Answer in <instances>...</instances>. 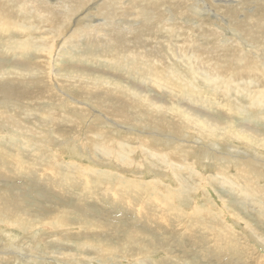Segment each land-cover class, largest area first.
<instances>
[{
	"label": "rangeland",
	"instance_id": "rangeland-1",
	"mask_svg": "<svg viewBox=\"0 0 264 264\" xmlns=\"http://www.w3.org/2000/svg\"><path fill=\"white\" fill-rule=\"evenodd\" d=\"M102 1L84 2L87 8L69 18L52 44V20L43 24L17 12L14 21L20 17L27 19L25 25L40 27L29 36L45 40L48 51L17 49L16 42L33 30L14 29L13 20L15 33L0 35V82L18 80L13 91L0 96V264H264V98L259 96L264 48L253 40L255 34L236 28L264 13V0L243 6L218 0L226 9L243 8L225 21L189 16L193 1L183 7L180 21L194 26L148 25L137 52L151 58L157 75L179 72L168 73V87H158L156 76L140 74L129 62L110 61L100 34L82 36L62 50L75 29L92 27L96 19L106 25L113 18L111 24L119 28L129 22L114 15L91 21L89 14ZM203 20L218 26V40L196 26ZM263 24L256 25V34ZM237 37L245 58L259 61L260 69L229 68L241 53L222 50L219 41L230 45ZM49 70L51 78L44 75ZM14 74L26 76L14 79ZM81 74L85 83L99 75L151 97V122L163 103L166 112L156 116L167 128L152 125L174 140L149 133L150 141L145 132L151 126L119 122L93 99L78 96L80 88L68 82ZM136 111L133 105L131 113ZM50 112L63 118L55 131ZM90 128L113 133V144L86 142ZM227 166L229 183L206 179Z\"/></svg>",
	"mask_w": 264,
	"mask_h": 264
},
{
	"label": "bare ground",
	"instance_id": "bare-ground-1",
	"mask_svg": "<svg viewBox=\"0 0 264 264\" xmlns=\"http://www.w3.org/2000/svg\"><path fill=\"white\" fill-rule=\"evenodd\" d=\"M42 1L39 2V0H0V35L2 34L4 36L10 37L15 33V31H14V33H12L11 29H10V26H12L11 24L13 23L12 20L15 17L18 18V16L20 15V17L22 16L24 18L29 17L28 18V20H29V19H33V17L36 16L40 21H42L43 24H44V22L48 23V22H50V20H52V26H53L52 31L53 32L50 33L53 35V36L50 35L53 37L52 42H51V44H52V43H54L55 39L59 36L60 32L63 31V29H62L63 26H65L69 21L71 22V20L69 18H73V15L75 14V12L77 10L79 11V10H81L82 7H84V6L86 7V5H84V2L86 3V1H88V0H56V1L54 0V2L53 1L49 2V0H44L45 3ZM90 1L92 2L93 0H90ZM193 1L195 2L194 5L203 6L205 12L196 6L195 7H189L188 12H187V14H190L189 16H192V15L195 16L196 15V17H198V15L199 16L206 15V16H208V18L214 19V21H215V19L225 21V18H227V16L231 17L232 15H238L240 13V8H242L241 6H236V8L233 7L231 9H228V8L226 9L227 6H220L219 4H217L218 0H132V1H129V0H103L101 5L97 9L93 10L91 12V14H89V17L91 19L97 18L96 16H98V19H100V17H103L105 19L106 18L111 19L114 15V16H119L120 19L125 20V21H129V22H126V24L122 23L120 28H119V26L114 27V25L111 24L112 22H114L113 18L111 20L112 22L108 23L106 25H104L106 22H103V23L100 22L101 20L103 21V19H100V20L96 19V22H93L91 24L92 27L87 26L84 28H78L77 30L75 29L72 32L71 36L65 40L64 47H62V50L65 49L66 47H68L69 45H71L73 43V41L77 40L78 38H81L82 36H84V38H88L92 35L100 34V37L102 39V42H103L105 49H107V51L109 50L111 52V54H108L109 55L108 58L110 61H112V62H114V61L129 62L137 68V70L140 74H143L144 76H147V75L148 76H156V78L159 79L158 87H160L161 84L163 86L168 87L170 85V83L172 82L168 78V73L179 74V72L176 70H173V69H166L165 75H163V76L157 75L156 69L152 66L151 58L146 53L137 52V48L139 46V36H140L141 32L144 31L148 25L166 26L168 29H173L176 26H180V27H183L186 25L194 26L195 24H193L192 22H191V24H188L186 21H183V20L180 21V19L182 17H184V15H185V11H184L183 7L187 6V4L189 2H193ZM221 1H223V0H221ZM237 1H240L241 2L240 5L243 6L249 0H237ZM245 1H246V3H245ZM255 1H257V0H255ZM97 2H98V0H97ZM207 2H209L210 5L207 4ZM165 7H168L169 9L165 10ZM14 11H16L15 16H14ZM214 11L217 15L214 14ZM244 13L245 12L243 10L242 15ZM17 14H18V16H17ZM222 14H224V15H222ZM262 16H264L263 11H262V13L260 12V14H258L256 16L254 15V17L252 14L251 17H253V18L250 20L251 22L245 21V23L243 25H238L236 27V25H237L236 24L235 27L239 28V30H241L244 34H248V33L255 34L253 37V40L256 42V44H261L262 45L261 48L262 47L264 48V32H263L264 29H262V32H259L256 34V31L259 28L256 25H260L261 23H264V18H262ZM20 17L18 20L17 19L15 21L13 20L14 26L12 28L17 27L19 30L24 31V32L25 31L32 32L31 30H33V32L31 34H29L27 32L28 36L29 35H36V32L40 29V27L35 26L34 23L32 24L29 21L28 22L30 23V26L28 25L29 23L27 25H25L24 23H26L27 19L26 20L24 19L25 20V22H24L23 20H20L21 19ZM232 20H233V18H232ZM91 21H95V19L91 20ZM169 22L174 23L176 25H172L169 27V26H167V24ZM203 22H206V23H203ZM164 23H166V24H164ZM201 23H203V24H198L196 26L198 27L200 25V27H199L200 29L208 30L213 39L218 40L222 36L221 33H219V31H218V26L215 27L214 22H211L209 20H203ZM132 24H134V25H132ZM38 25H39V23H38ZM67 25H69V24H67ZM232 26H234V25H232ZM250 26H252V27L249 28ZM21 31H19V33H21ZM260 31H261V27H260ZM234 34H236L239 37V35H238L239 33L237 34L234 32ZM238 37H237V39L233 38L230 45L228 43H227V45H225L226 44L225 42H227V40L219 41V44H220L222 50L230 51L232 53H237V52L241 53L240 58L234 64L230 65L229 68L233 69V70L245 69V72H247V73H249L250 70L260 69L261 66L259 64V61H254L252 59L248 60L245 58V55L242 53V48L239 46V44L241 42H240V39ZM31 38H34V36L33 37L29 36L26 40L25 39L24 40H18L17 42L15 40V42L17 43V49H20V51L23 52V51L29 50L30 47L33 46V48L37 49V51H48L49 50V44L46 45L44 43L45 40H41V39L40 40L39 39L33 40ZM50 39H51V37H50ZM227 39H229V38H227ZM244 44H246V43H244ZM52 49H54V48H52ZM62 50H60V51H62ZM54 53L56 54V52H54ZM115 53H116V55H114ZM30 55H32V54H30ZM51 56H53V55H51ZM49 62H51V59ZM261 69L263 70V73H264V66ZM77 74H79V73H77ZM44 75H46L47 78H51L50 77V70L48 72H45ZM12 76L14 79L15 78L20 79L21 77L23 78L26 75L22 76V74H14ZM57 77L58 78H60V77L66 78V77H68V75L67 76H57ZM101 78H99V75H98L97 78H93L91 80L88 79L87 83H85L84 82V76L81 74V75H77L76 77L72 78L73 80H71V81L69 79L68 81H70V82H68L69 83L68 85H70L71 87H79L80 91H79V93H77L78 96H80L81 98L87 97V98L93 99L94 104L97 105V107H99L101 110L104 109L105 113L108 115H116L117 120L119 122H125V123H128L129 125L131 124L132 126L137 125L138 127H140V126H143V127L151 126L152 127L151 131L145 132V133H148V134L152 133V134H155L156 136H160V138H163L166 140H174L171 136H168L167 134L161 133L158 128H154L152 125V122L153 123L157 122V124L159 126L167 128V126L164 125L163 118L160 116H156V114H160V112H166V109H165L163 103H162V106H160V103L157 105V107H156L157 111L155 112V116H152L153 121L151 122L149 119V117L153 113V111H152L153 106H152V102H151L152 101L151 97L148 98L147 96H144V97L139 96L137 94L136 88H133V87L126 85V84H122L119 81L117 83H112L111 81H106V80L102 81ZM2 80H4V79H2ZM17 81L18 80L15 79L12 84L7 83L5 81H1L0 82V96L13 91L16 87ZM21 81H23V80H21ZM29 82H30V80H29ZM63 82H65V81H63ZM32 83H33V81H32ZM59 84L60 83L58 82V85ZM61 84H62V82H61ZM65 84H66V82L64 83V85ZM66 87H67V85H66ZM162 91H164V90H162ZM245 91H246V87H245ZM38 92H40V91H38ZM34 95H37V94H34ZM259 96L264 98V93L259 95ZM2 99L4 100V98H2ZM47 99H48V95H47ZM47 99H46V101H47ZM92 104H93V102H92ZM104 104H105V106H104ZM106 104H108L110 106L107 107ZM133 105L136 107V110H137L134 114L131 113V110L133 109ZM263 107H264V105H263ZM48 115H49V119H50L48 123L51 125L52 130H54V128L57 125V122L59 120H62L63 118H62V116L58 117L56 113H52V112H50ZM105 121L110 122L109 124L112 127L120 126L118 124H113L111 121H109L107 119H105ZM123 129L125 130V128H123ZM181 129H182L181 127H175V130L179 131ZM119 130H120V127H119ZM153 130H157L158 133L157 132L153 133L154 132ZM148 134H145V135H147V138L150 141H153V138H149L150 134L149 135ZM168 134H171V133H168ZM84 135H85L84 138L87 140L86 142H89L91 140H96V143L101 144L104 148H106V146H108V145L113 144V142L115 140L113 138V133H111L110 131H107L106 129L105 130L99 129L98 131H92V129L90 128L87 131V135L86 134H84ZM114 135H115V133H114ZM122 135H123V133H122ZM79 139H81V138H79ZM263 146H264V144H263ZM26 149H27V147H26ZM215 165H217V164H215ZM48 173L50 174V173H52V171L50 169H48ZM83 174H86V173H83ZM76 178H80V177H76ZM203 178H206V177H202L200 179L201 182H202ZM206 179L214 180V181L220 179V181L223 180L222 184H224V185L229 183V181L231 179V173L229 170V166L222 168L218 172V174L216 176H214L213 178H206ZM204 185H205V183H204ZM213 185H214V183H213ZM1 213L2 212H0V215H1ZM9 213H11V212H9ZM71 218H73V217H71ZM17 222L19 223V221H17ZM21 222L22 221H20V224H21ZM14 223L16 224V222H14ZM7 224H9V223H7ZM39 224L41 225L42 223H39ZM54 224H55V222H54ZM11 225H12V223H11ZM17 225H19V224H17ZM17 225H16V227H17ZM22 225H24V224L22 223ZM52 227H53V225H52ZM18 228H19V226H18ZM35 228H36V226H35ZM14 249H16V248H14ZM98 253L101 254L100 251L97 252V254Z\"/></svg>",
	"mask_w": 264,
	"mask_h": 264
}]
</instances>
